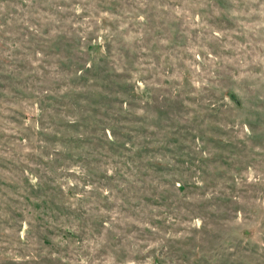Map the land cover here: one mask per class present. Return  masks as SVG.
Here are the masks:
<instances>
[{"label":"rangeland","instance_id":"obj_1","mask_svg":"<svg viewBox=\"0 0 264 264\" xmlns=\"http://www.w3.org/2000/svg\"><path fill=\"white\" fill-rule=\"evenodd\" d=\"M0 264H264V0H0Z\"/></svg>","mask_w":264,"mask_h":264},{"label":"trees","instance_id":"obj_2","mask_svg":"<svg viewBox=\"0 0 264 264\" xmlns=\"http://www.w3.org/2000/svg\"><path fill=\"white\" fill-rule=\"evenodd\" d=\"M127 149V148H126ZM126 149H123V150H126Z\"/></svg>","mask_w":264,"mask_h":264}]
</instances>
